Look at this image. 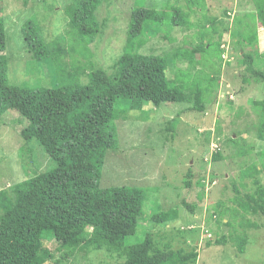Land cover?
<instances>
[{
    "label": "rangeland",
    "instance_id": "1",
    "mask_svg": "<svg viewBox=\"0 0 264 264\" xmlns=\"http://www.w3.org/2000/svg\"><path fill=\"white\" fill-rule=\"evenodd\" d=\"M192 1L188 7V0H106L95 12L100 29L91 39L71 27L66 8L74 0H0L8 38L0 54L8 61L11 85L95 82L98 89L107 88L119 57L133 50L127 37L135 7L189 11L190 26H164L134 49L168 59L167 75L177 84L180 101L141 111H131L122 101L115 105L117 149L105 158L100 186L144 191L140 239L150 234L160 248L197 251L194 264H264V215L238 204L264 186V81L245 60L252 56L253 68H263L257 0ZM29 22L46 41L47 58L40 60L28 49L24 30ZM200 44L205 52L195 53ZM197 102L205 111L192 109ZM27 125L16 111L0 119V192L57 166L37 141L23 138ZM163 210H175L177 219L153 222ZM2 217L1 211L0 223ZM242 236L247 238L244 253L238 248ZM222 237L225 242L217 245ZM78 248H62L46 234L40 255L46 264L125 262L105 249Z\"/></svg>",
    "mask_w": 264,
    "mask_h": 264
},
{
    "label": "trees",
    "instance_id": "2",
    "mask_svg": "<svg viewBox=\"0 0 264 264\" xmlns=\"http://www.w3.org/2000/svg\"><path fill=\"white\" fill-rule=\"evenodd\" d=\"M104 1L74 0L66 8L71 27L80 37L92 39L99 32L95 12ZM192 3L188 0V7ZM255 15L264 29V0H257ZM189 19V11L174 9L169 14L135 7L127 37L133 50L119 57L113 66L112 86L107 88L98 89L95 82H67L52 88L11 85L8 61L0 54V119L9 111L18 112L28 121L23 138L27 142L37 141L57 165L0 192V264H46L45 257L40 255L46 234L53 236L62 248L116 253L125 258L123 264L197 261V251L168 249V245L160 248L150 234L138 238L145 202L142 189L100 186L105 158L117 149L115 105L122 101L131 111H141L146 105L159 107L180 101L177 84L167 75L168 59L143 55L134 49H140L164 26H190ZM24 33L28 49L40 60L47 58L49 47L39 30L29 22ZM255 37L256 33L252 39ZM7 42L5 23L0 17V47ZM205 50L201 44L193 48L195 53ZM245 60L251 73L264 81V65L261 69L253 68L254 60L249 55H245ZM192 109L203 112L205 106L197 102ZM238 204L245 211L264 215V186L238 199ZM176 219L175 210L152 216L157 224ZM87 230L90 235L85 237L83 232ZM225 240L222 237L215 243L220 245ZM246 243V236L238 238L241 253L245 252Z\"/></svg>",
    "mask_w": 264,
    "mask_h": 264
}]
</instances>
